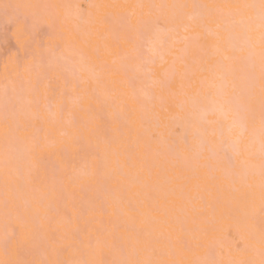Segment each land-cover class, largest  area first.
Returning <instances> with one entry per match:
<instances>
[{
	"label": "snow or ice",
	"instance_id": "6c2138e0",
	"mask_svg": "<svg viewBox=\"0 0 264 264\" xmlns=\"http://www.w3.org/2000/svg\"><path fill=\"white\" fill-rule=\"evenodd\" d=\"M0 27L17 42L0 89L3 206L37 225L5 224L0 264H264V0H16ZM224 215L227 248L212 226Z\"/></svg>",
	"mask_w": 264,
	"mask_h": 264
},
{
	"label": "bare ground",
	"instance_id": "6f19581e",
	"mask_svg": "<svg viewBox=\"0 0 264 264\" xmlns=\"http://www.w3.org/2000/svg\"><path fill=\"white\" fill-rule=\"evenodd\" d=\"M0 2H16V0H0ZM44 2H50V0H44ZM74 2H77L87 8V5L90 3H127V4H135V3H211V2H226V0H74ZM1 28V27H0ZM1 31V30H0ZM10 31V30H9ZM2 33V31H1ZM10 36L12 41L14 40V43L16 44L14 49H11L9 51L4 52V54H0L3 56V59H1L0 63V89L3 87V80H2V73H3V61L5 56L11 52L14 51L17 47L16 37L13 36L12 31L10 32ZM2 35H5L4 33ZM174 39L177 40V43L175 45V51L177 55L183 54V49L185 47L184 42L182 41L181 37H174ZM1 43V42H0ZM1 52V51H0ZM3 52V51H2ZM186 110L184 115L187 117L188 114H191V116L194 118L199 113V109L193 106V101L191 98L186 99ZM0 118H2V111H0ZM154 122V121H153ZM190 124L189 119H175L172 121L167 129L168 134L171 136V138L177 143L181 144L185 135L188 134ZM230 188L227 186L225 187L224 191L219 193L221 200H225L230 195ZM6 223H14L19 226V230L22 236H31L34 233V230L37 228V225H35L30 218L21 216L18 218L17 213L15 210H9L8 215L5 214V209L3 206V187L2 182H0V237L3 236V232L5 229ZM215 228L214 236L217 239H220L224 245L225 248H227V245L230 241H233L236 239V231L234 228V221L228 217L227 215L224 216H218L214 221L213 225ZM177 227H179V223H177ZM38 237H42L43 233H38ZM201 254L199 251L197 252V255ZM2 255V253H0Z\"/></svg>",
	"mask_w": 264,
	"mask_h": 264
},
{
	"label": "rangeland",
	"instance_id": "374dc122",
	"mask_svg": "<svg viewBox=\"0 0 264 264\" xmlns=\"http://www.w3.org/2000/svg\"><path fill=\"white\" fill-rule=\"evenodd\" d=\"M0 30L2 31V33L0 31V42H1L0 43V51H1L0 54L3 55L4 52L6 53V51L14 49L16 44L14 43V40L12 41V39H11V37H12V36H10L11 35L10 34L11 30L8 31L7 35H2L4 33L2 27L0 28ZM1 59H3V56L0 55V60ZM1 61H0V63H1Z\"/></svg>",
	"mask_w": 264,
	"mask_h": 264
}]
</instances>
